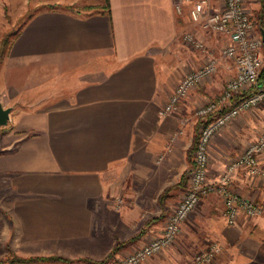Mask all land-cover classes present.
<instances>
[{
    "label": "crops",
    "instance_id": "0c3cea01",
    "mask_svg": "<svg viewBox=\"0 0 264 264\" xmlns=\"http://www.w3.org/2000/svg\"><path fill=\"white\" fill-rule=\"evenodd\" d=\"M174 3L108 0V14L106 0H0V46L15 28L8 48L0 47V102L11 107L0 125V255L9 247L21 257L69 259L14 264H96L121 242L104 263L111 264L160 234L187 187V152L201 122L195 110L236 72L233 60L220 55L230 38L194 23L189 3L182 13ZM244 5L253 13L260 0ZM186 32L205 49L186 43ZM210 57L216 71L176 111L161 114L178 81ZM261 134L264 101L212 136L209 178ZM158 159L175 161L178 179L162 187L149 212L138 199L145 183L135 187L132 175H145ZM259 161L264 165V151ZM230 185L264 208V178L237 171ZM222 211L218 194L201 197L173 243L140 264L187 262L196 227L220 244L215 264H264V211L232 225Z\"/></svg>",
    "mask_w": 264,
    "mask_h": 264
},
{
    "label": "built area",
    "instance_id": "2783aa9c",
    "mask_svg": "<svg viewBox=\"0 0 264 264\" xmlns=\"http://www.w3.org/2000/svg\"><path fill=\"white\" fill-rule=\"evenodd\" d=\"M185 3L190 4L188 16L194 23L206 31L222 33L230 38V42L221 48L220 55L233 60L236 72L227 79L215 98L195 110V115L201 122L192 163L187 171V187L168 215L162 231L111 264H140L156 252L169 247L177 238L181 223L193 211L200 198L208 194H218L222 198L223 218L230 225L235 224L241 215L250 218L259 216L264 211L261 203L240 195L230 185L232 173L237 171L264 178V165L259 161V155L264 151V134L256 137L233 157L217 179L208 176V150L212 136L235 116L264 101V79L259 81L264 63L263 41L259 33H254L255 26L244 0H223L222 5L215 7H211L208 0H175V11L182 13ZM183 40L197 49H205L202 41L192 32L184 33ZM216 68V58L210 57L187 72L174 87L160 113L170 114L176 111L178 102L187 96L190 89L212 75ZM173 138L174 135L170 139ZM220 248V244L212 240L207 247L195 251L183 264L208 263L220 252Z\"/></svg>",
    "mask_w": 264,
    "mask_h": 264
},
{
    "label": "rangeland",
    "instance_id": "374dc122",
    "mask_svg": "<svg viewBox=\"0 0 264 264\" xmlns=\"http://www.w3.org/2000/svg\"><path fill=\"white\" fill-rule=\"evenodd\" d=\"M67 1H70V0H67ZM74 7L78 10L87 11V10H85L86 8L82 7V5H77L74 3ZM248 12L250 13V16L252 19L256 18L255 12L252 13L249 10H248ZM14 30H15V28L9 29L8 32L5 34V38L7 37L9 39ZM255 31H258V30L255 28ZM0 47H1V51L5 50V47L2 49V44ZM262 51L264 53L263 49H262ZM176 161H177V159H176ZM175 163H176L175 161H172V163L170 165L165 160L158 159L152 163V165L150 166V168H151L150 171L147 172L145 175H143L141 173L132 175V178H134V181H135V183H134L135 187L138 188V186L140 187V183H145V185L142 189V192H140L138 194V199H141L140 200L141 204L149 212L153 211L156 208L154 197L162 189V187L167 186L166 184L169 185L178 179V174L176 171ZM130 180H131V178L126 180V186L130 185V183H129ZM243 218H249V217L243 216ZM192 235L196 239V243L191 245L192 249H190V251L192 254L195 251L197 252L198 250L205 248V247H203V248L198 247L197 246L198 244H199V246H202L203 244L209 243L210 241L214 240L212 237H209V236H207V234H204V232L202 231V227H200V228L196 227V230L192 233ZM205 237L209 238V239L208 240L204 239ZM207 245H206V247H207ZM217 255L215 256L213 261L211 260L208 263H200V264H215L214 262H216ZM3 256H4V254L0 255V258Z\"/></svg>",
    "mask_w": 264,
    "mask_h": 264
},
{
    "label": "trees",
    "instance_id": "16d2710c",
    "mask_svg": "<svg viewBox=\"0 0 264 264\" xmlns=\"http://www.w3.org/2000/svg\"><path fill=\"white\" fill-rule=\"evenodd\" d=\"M85 7H86V9H91V6H85ZM105 9H106L107 13L109 14V11L110 10H109L108 0H106ZM255 13H256V18H255L256 24L258 26H261V27L264 28V0H260V7H259V9ZM258 26H257V28H258ZM9 39L6 37L3 40L2 49L4 47H5V50H6V48H8ZM262 49L264 50V42L262 43ZM260 76L263 77V79H264V64H263V67L261 68L259 77ZM210 118H211V116H209L208 120H210ZM198 122H199V120H198ZM197 136H198V133L195 132L194 133V136H193V140H192L191 146L189 147L188 152H187L188 162H191V160H192V153H193V150H194V148L196 146ZM168 189H170V187L165 188L159 194V196H158V202L160 204H162V200L166 196V193H167ZM121 245H122L121 242H116L113 245V247L111 248V250L108 252V254L103 259H101L99 261H94V263H96V264H104V263H106L109 260V258H111L113 256V254L121 247ZM36 260H63L64 261V260H69V259L68 258H64V257H61V256L21 257V256L16 255L8 247L6 253L4 254V256L0 258V264H14L16 262H30V261H36Z\"/></svg>",
    "mask_w": 264,
    "mask_h": 264
},
{
    "label": "water",
    "instance_id": "95a60500",
    "mask_svg": "<svg viewBox=\"0 0 264 264\" xmlns=\"http://www.w3.org/2000/svg\"><path fill=\"white\" fill-rule=\"evenodd\" d=\"M261 40L264 42V28L259 26ZM10 106L4 107L0 102V125H5L10 118Z\"/></svg>",
    "mask_w": 264,
    "mask_h": 264
}]
</instances>
